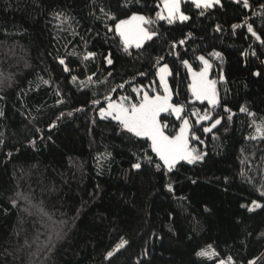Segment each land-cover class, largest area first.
I'll return each mask as SVG.
<instances>
[{
	"label": "trees",
	"instance_id": "1",
	"mask_svg": "<svg viewBox=\"0 0 264 264\" xmlns=\"http://www.w3.org/2000/svg\"><path fill=\"white\" fill-rule=\"evenodd\" d=\"M161 3L0 0V264H264V0H185L189 19L171 24ZM133 13L157 35L125 52L114 28ZM201 56L216 104L189 91L183 62L199 70ZM162 65L182 107L160 114L163 130L187 119L203 155L170 172L147 138L99 114L160 91Z\"/></svg>",
	"mask_w": 264,
	"mask_h": 264
},
{
	"label": "snow or ice",
	"instance_id": "2",
	"mask_svg": "<svg viewBox=\"0 0 264 264\" xmlns=\"http://www.w3.org/2000/svg\"><path fill=\"white\" fill-rule=\"evenodd\" d=\"M215 3H219L220 0H214ZM239 2V0H237ZM164 8L168 11V17L163 16L161 13L157 12L156 16L158 19H167L168 23L173 22V17L179 13L181 20L189 19L188 16L184 15L180 11V0H163ZM191 3L196 8H201L202 6L207 8L211 6L210 0H191ZM244 7H248V0H243ZM126 6V5H125ZM103 11V9H101ZM109 19L115 20V16L109 15ZM154 23L151 18L145 17L144 15H138L133 13L127 19H121L118 23L115 24V32L120 36L123 45L124 51L127 52L129 47L135 45L136 48L143 46L144 41L152 40L154 36L157 35L156 32L150 31L145 25H150ZM236 27V26H234ZM111 30V29H110ZM248 31L252 35L257 36L256 32L253 30L252 25L248 26ZM257 39H260L257 36ZM264 42V41H262ZM182 43V42H181ZM95 53H89L85 59H88L94 56ZM213 55H219V53H213ZM107 63L112 64L113 61L109 55L106 57ZM201 60L205 67L199 73H193L192 83L189 85L192 95L198 100H207L210 104L217 103V93L215 88V81H210L207 79V72L210 65L204 59L203 56L198 58ZM64 60H60V64H64ZM187 65V61L183 62ZM68 69L65 68V71ZM170 74L167 65H164L159 70V79L163 84L165 95H155L149 96L147 93H144L139 104H131L125 107L123 104L109 103L107 110L101 108L100 115L101 118H108L109 116L112 119L116 120L124 130L128 133H131L135 137H145L151 141V149L156 153L159 160L162 164H156L155 167L157 170H160L161 167L167 168L170 172L180 161H186L189 164L196 163L203 159V155L196 152V150H189L188 140L186 136V130L188 127V121H184V126L180 128L179 134L176 136L165 135L163 127L166 125H161L158 120V116L162 112H168L169 110L177 113L182 112V107L174 106L169 103L170 96L167 95L169 92L168 85L165 81V75ZM259 75V73H257ZM73 80L76 77L72 78ZM47 83V81H45ZM134 91H136L134 89ZM242 112L247 111L246 108L240 109ZM3 115V113H0ZM71 115V113H69ZM230 118V117H229ZM204 119H208L207 116ZM220 120H216L215 124H219ZM215 124L213 127H215ZM210 129H205L209 131ZM257 132L264 135V129L257 128ZM151 163V158H148ZM134 169H140L142 165L140 163H134L132 165ZM171 185H169V191H171ZM264 195V193H262ZM255 203V202H253ZM256 207H260L259 204H256ZM253 209H249L252 211ZM126 243V242H125ZM123 247V244L121 245ZM211 246L208 249H202L197 253L199 256H211L214 252L209 251ZM113 253L109 252L107 256L112 257ZM220 264H225L224 261H221Z\"/></svg>",
	"mask_w": 264,
	"mask_h": 264
},
{
	"label": "rangeland",
	"instance_id": "3",
	"mask_svg": "<svg viewBox=\"0 0 264 264\" xmlns=\"http://www.w3.org/2000/svg\"><path fill=\"white\" fill-rule=\"evenodd\" d=\"M182 1H185V0H180V4H181V2ZM191 1V0H190ZM210 3H211V6L212 5H214L215 4V2H214V0H210ZM161 8L159 9V13H161L163 16H165V17H168V11L164 8V3H163V0H162V3H161V6H160ZM203 7V6H202ZM181 11V10H180ZM137 14V13H136ZM138 15H141V14H138ZM127 19V18H126ZM173 19H179V20H181L180 19V17H179V13H177L174 17H173ZM145 27H146V25H145ZM122 41V40H121ZM145 42V41H144ZM131 47H135V45H132ZM130 48V47H129ZM205 59V58H204ZM206 60V59H205ZM207 61V60H206ZM202 62V61H201ZM208 62V61H207ZM208 64L210 65V63L208 62ZM164 65H162V66H160V67H158L157 68V71H156V78H157V83H158V86H159V90L160 91H157V92H154V94L153 95H149V96H155V95H161V96H163V95H165L166 93L164 92V88H163V84L160 82V79H159V70H160V68H162ZM204 67H205V65H204V63L202 62V66H201V69H199V70H194L189 64H187V71H188V75H189V79H190V83H189V85L192 83V79H193V73H199V72H201L203 69H204ZM169 69V68H168ZM210 73H211V66L208 68V72H207V79L208 80H210V81H214L212 78H210ZM168 75L169 74H166L165 75V81H166V83H167V85H168V88H169V92L167 93V95H169L170 96V100H169V103L170 104H172V105H174V106H179V107H181L180 105H176V104H174L173 102H172V92H171V88H170V85H169V83H168ZM215 88H216V93H217V102H218V92H217V87H216V83H215ZM189 91H190V94H191V96H192V98L193 99H195V100H198V99H196L193 95H192V92H191V90H190V87H189ZM127 98L126 97H123V96H121V97H118L117 99H112V100H110L106 105H105V107L103 108V109H105V110H107V108H108V105H109V103H115V104H123L125 107H127V106H129V105H131V104H129L128 102H127V100H126ZM205 101H207V100H205ZM208 102V101H207ZM209 103V102H208ZM210 104V103H209ZM210 105H212V104H210ZM101 110V109H100ZM169 113H171L173 116H175V117H178V116H180L181 115V113H179V115H177V113H175V112H173V111H171V110H169L168 111ZM162 113H165V112H162ZM162 113H160V114H162ZM99 114H100V111H99ZM158 120L160 121V115L158 116ZM185 120H187V119H183L182 121H181V124H180V127L178 128V130H177V132L174 134V135H169V134H167V133H165V135H168V136H176V135H178L179 134V131H180V128L181 127H183L184 126V121ZM188 121V120H187ZM161 123V122H160ZM162 125V124H161ZM207 129H209V127L207 126L206 127ZM164 131V130H163ZM186 136H187V140H188V148H189V150H196V152L197 153H199V151H198V149L195 147V146H191V144H190V139H189V122H188V127H187V130H186ZM149 140V139H148ZM149 142H150V144H151V141L149 140ZM155 153V152H154ZM156 154V153H155ZM199 154H201V153H199ZM202 155V154H201ZM157 156V155H156ZM159 159V158H158ZM161 162V161H160ZM162 163V162H161Z\"/></svg>",
	"mask_w": 264,
	"mask_h": 264
}]
</instances>
